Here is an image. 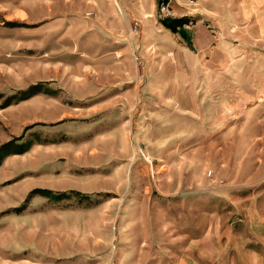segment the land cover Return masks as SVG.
Listing matches in <instances>:
<instances>
[{"label":"rangeland","instance_id":"1","mask_svg":"<svg viewBox=\"0 0 264 264\" xmlns=\"http://www.w3.org/2000/svg\"><path fill=\"white\" fill-rule=\"evenodd\" d=\"M171 6L0 0V264H264V0Z\"/></svg>","mask_w":264,"mask_h":264},{"label":"crops","instance_id":"2","mask_svg":"<svg viewBox=\"0 0 264 264\" xmlns=\"http://www.w3.org/2000/svg\"><path fill=\"white\" fill-rule=\"evenodd\" d=\"M115 7L112 0H108L109 8H116L117 11L128 13L136 18V15L141 17L154 12L156 8V0H115Z\"/></svg>","mask_w":264,"mask_h":264},{"label":"built area","instance_id":"3","mask_svg":"<svg viewBox=\"0 0 264 264\" xmlns=\"http://www.w3.org/2000/svg\"><path fill=\"white\" fill-rule=\"evenodd\" d=\"M172 0H156L157 17L160 21L176 19L172 10ZM136 25L134 29H136Z\"/></svg>","mask_w":264,"mask_h":264},{"label":"trees","instance_id":"4","mask_svg":"<svg viewBox=\"0 0 264 264\" xmlns=\"http://www.w3.org/2000/svg\"><path fill=\"white\" fill-rule=\"evenodd\" d=\"M162 25L170 30L172 33L178 32L182 37L186 36V32L181 28L183 26L181 19L164 20L161 21ZM180 27V29H178ZM179 30V31H177Z\"/></svg>","mask_w":264,"mask_h":264}]
</instances>
